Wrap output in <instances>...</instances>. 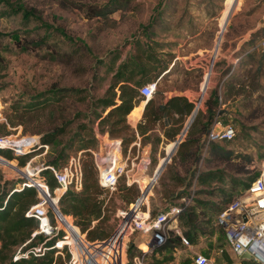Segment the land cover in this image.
Wrapping results in <instances>:
<instances>
[{
    "label": "rangeland",
    "instance_id": "obj_1",
    "mask_svg": "<svg viewBox=\"0 0 264 264\" xmlns=\"http://www.w3.org/2000/svg\"><path fill=\"white\" fill-rule=\"evenodd\" d=\"M63 1L93 4L105 0H0V135L47 133L60 125L66 129L60 136L59 146H62L87 125L94 128L98 137L97 145L90 149L98 151L102 143L115 138L110 136L108 127L103 132L99 123L92 121L97 100L105 95L112 82V71L101 61H107L112 51L124 50L126 54L141 42L143 47H152L159 56L171 60V71L158 84L145 89L147 97L160 89L167 97L185 94L204 104L213 89L222 83L219 87L225 101L222 125H232L236 136L220 142L233 156L219 165L228 176L242 182L259 172L264 160V58H261L264 0H130L129 8L112 14L108 20L89 19L85 8L66 7ZM9 3L33 8L37 17L25 20L21 14L8 15ZM153 24L151 31L155 33L149 37L145 28ZM255 49V56H250ZM237 54H240L239 59L235 58ZM230 65L238 73L233 81L240 79L245 88L243 95L227 99L224 93L227 82L222 76ZM54 90L65 95L48 109H25L26 104ZM165 149L164 154L149 148L124 154L123 147L124 159L129 156V172L119 183L138 184L139 196L141 189L147 190V196L152 192L151 210L155 203L158 207L165 204L159 193L163 183H171L172 174L185 175L179 162L173 161L175 152L155 181V172L171 154L173 146L168 154L167 147ZM52 150L50 146L46 153L43 149L32 152L24 165L17 158H7L19 167L0 166L5 177L15 184L9 188L13 189L22 180L21 172L31 174L25 169L29 161L32 166L41 165L54 156ZM88 151L95 163V155ZM73 156L80 158L83 170V152H72L69 159ZM196 190L198 193L202 188ZM242 191L244 188L239 184L236 196L244 193ZM117 197V210L129 206L119 194ZM198 198L200 203L211 196L202 194ZM117 210L109 222L111 233L120 222ZM217 214L208 211L199 219L191 247L187 244L173 252L154 250L148 264L155 260L168 261L164 264H196L195 256L200 253L212 257L215 264H253L239 260L230 250L224 231L217 223ZM67 216L80 230V237L86 238L87 234L82 232L75 218ZM160 230L178 235V232L185 234L188 226L179 217L168 226L161 224ZM138 236L139 233H135L132 242L137 241ZM73 238L70 247L76 264H83L80 238L75 235ZM134 252L133 248L131 254Z\"/></svg>",
    "mask_w": 264,
    "mask_h": 264
},
{
    "label": "trees",
    "instance_id": "obj_2",
    "mask_svg": "<svg viewBox=\"0 0 264 264\" xmlns=\"http://www.w3.org/2000/svg\"><path fill=\"white\" fill-rule=\"evenodd\" d=\"M63 5L85 8L89 19L108 20L112 14L129 8L130 0H105L93 4L76 1L66 4L63 1ZM8 6L9 11L6 12L8 15L21 14L25 20L37 17L33 8L29 9L17 3H9ZM154 26L153 24L145 28V34L149 37L155 33L151 31ZM60 32L65 34L63 30ZM143 45L138 42L133 50L126 54L124 50L112 51L107 56V61H101L105 62L112 71V82L105 95L97 100V108L93 110L94 120L92 121H97L103 132L108 127L107 131L110 136L122 140L124 154L132 150L137 152V145L144 146L148 143L152 144V152H159L162 144L164 149L160 152L164 154L167 145L176 142L186 130L185 137L179 143L173 156V161L176 164L179 162L185 175L181 177L177 176V173L172 174L171 183H163L159 193L165 204L159 207L158 204H153L150 212L152 217H155L175 206L180 207L181 212L177 220L180 217L187 224L188 231L182 235L191 241L196 236L198 229L196 223L201 222L199 219L204 217L208 211L219 214L234 203L241 194L236 196L237 186L241 184L244 188L242 192H245L258 177L259 172L250 176L246 182H242L237 177L228 176L219 165V162L230 160L233 156V152L220 143L230 140L209 139L215 120H221L224 114L225 101L219 89L222 83L213 89L204 104L202 101L199 104L200 101L191 99L185 94H176L165 99L166 96L160 89L155 90L152 97L147 99L143 89L148 85L158 84L171 71V60H165L158 55L157 50L149 46L143 47ZM261 51L263 59L264 47ZM256 53L255 49L250 56H255ZM239 55L237 54L235 58L239 59ZM258 67H261V64ZM237 76L238 73L233 71L231 65L223 70L222 78H225L224 81L227 82L224 89L227 99L236 98L244 93L243 82L240 79L233 81ZM63 95L65 94L62 91L55 90L44 93L40 95L42 98L24 107L28 110L48 109L54 101H60ZM143 101H146L143 116L137 126L133 127L128 116ZM12 123L15 124V122ZM65 130L64 126L58 125L50 132L38 131L33 135L39 136L41 144H48L53 148L51 153L54 156L45 162L46 165L62 167L68 162L72 152H83L82 189L78 192L69 189L59 201L60 210L63 214L75 218L82 232L87 234V240L90 242L105 240L111 235L109 222L118 207L117 194L125 200L127 205H130L139 196L140 188L138 184H126L123 181L119 183L117 193H112L101 186L96 165L88 151L98 143L94 128L84 125L64 145L59 146L62 143L60 136ZM38 150L42 149L35 148L24 155H14L9 150H0V155L10 160L17 158L20 164L24 165L26 158ZM204 167L210 170L203 171ZM43 175L46 176L51 189L57 187L56 178L48 168L43 170ZM14 185L0 169V264H69L72 253L68 246L56 247L55 245L58 240L63 239L62 230L51 237L42 234L34 235L38 228V221L33 216H27L26 212L40 201L36 188L27 187L11 194L12 189L9 187ZM199 188L202 190L197 193L196 189ZM202 194L210 195L211 198L199 203L197 199ZM8 196L5 205L4 202ZM188 198L191 199L190 202H186L185 199ZM51 219L55 223L53 215ZM95 221L97 223L94 224ZM41 245L46 247V251L34 254L32 250ZM182 246L185 244L180 235H169L166 241L157 248V252H173ZM18 250L21 251L19 255ZM167 262L155 260L152 264Z\"/></svg>",
    "mask_w": 264,
    "mask_h": 264
},
{
    "label": "built area",
    "instance_id": "obj_3",
    "mask_svg": "<svg viewBox=\"0 0 264 264\" xmlns=\"http://www.w3.org/2000/svg\"><path fill=\"white\" fill-rule=\"evenodd\" d=\"M148 86L143 89L145 95V89ZM149 98L147 97V99ZM235 136L236 130L232 125H222V121L216 119L209 139L232 140ZM35 148H41L46 153L50 146L41 144L37 135H0V150H9L14 155H24ZM89 150L95 155L100 185L111 192L116 191L121 178L129 172L127 170L129 156L127 155L126 159L123 157L122 140L112 138L102 143L98 151ZM10 162L5 156L0 155V166H11ZM14 165L12 167L19 169L17 164ZM47 168L56 178L58 185L54 189L50 188L46 176L43 175V170ZM25 169L31 171V174L29 173L28 176L21 172L22 180L11 190V194L27 187L37 189L40 201L26 212L27 216H33L38 221V228L34 235L42 234L51 237L62 230L64 232L63 239L58 240L55 245L56 247L68 246L72 253L69 264L77 263L75 253L70 247L75 233L80 238L82 252L80 257L83 264H148L151 253L158 250L157 248L170 235L160 230L161 224L168 226L170 221L177 220V216L181 212V208L175 206L167 212L152 217L149 207V198L152 192L147 196V190L141 189V195L134 203L117 210L120 222L111 235L105 240L90 242L84 236L80 237V230L79 232L72 231L70 227L74 226L65 225L69 216L63 214L53 203L59 202L69 189L77 192L82 189L84 175L80 158L73 156L62 167L46 165L45 163L32 166L31 161H29L25 165ZM43 190L46 191V194L43 193ZM8 198L9 196L4 202L5 205ZM185 200L186 202L191 201L190 198ZM52 215L55 223L52 222ZM217 223L224 231L228 245L238 259L264 264V160L259 168L258 177L244 193L237 197L234 203L217 215ZM135 233H139V236L138 240L135 241V252L131 254V252L128 253V248L133 243L131 238ZM178 235L182 237L186 246L187 244L190 245V241L180 232ZM45 251L46 247L42 245L32 250L34 254ZM244 253H249L251 258H242ZM19 254H21L20 250H18ZM195 263L215 264L212 257L201 253L195 256Z\"/></svg>",
    "mask_w": 264,
    "mask_h": 264
},
{
    "label": "crops",
    "instance_id": "obj_4",
    "mask_svg": "<svg viewBox=\"0 0 264 264\" xmlns=\"http://www.w3.org/2000/svg\"><path fill=\"white\" fill-rule=\"evenodd\" d=\"M170 97H172V96H170ZM170 97H165V99H169ZM143 103V102H142ZM142 103H140V105L139 106H137L130 114H129V116H128V119H129V122H130V124L133 126V127H136L137 126V124H138V122L140 121V119L142 118V116H143V112H144V108H145V105H142ZM146 104V103H145ZM135 111H137V114L136 115H134L133 116V113L135 112ZM140 140H141V137H140ZM138 146V148L136 149L137 151H139V149H141V148H149V150L150 151H152V144L151 143H148V144H146V145H144V146H140V144L139 145H137ZM170 146H174V144L173 143H170V144H168L167 145V154H168V152H169V148H170ZM162 149H164V146L161 144L160 145V147H159V150L161 151ZM173 150V149H172ZM172 150H171V152H172ZM207 170H210V169H208V168H206V167H204L203 168V171H207ZM240 260V259H239Z\"/></svg>",
    "mask_w": 264,
    "mask_h": 264
},
{
    "label": "water",
    "instance_id": "obj_5",
    "mask_svg": "<svg viewBox=\"0 0 264 264\" xmlns=\"http://www.w3.org/2000/svg\"><path fill=\"white\" fill-rule=\"evenodd\" d=\"M208 80H209V76L207 77V81H208ZM206 88H207V86L205 85L204 89L206 90ZM185 134H186V130H185V132L179 137V139H178L176 142L173 143L174 146H173V150H172L171 154H168V155L166 156L165 161L163 162L162 166H161V167L155 172V176H154L155 181L157 180V178L159 177V175L162 173V171H163V169H164L166 163L170 161V159H171V157L173 156V154L177 151V148H178V146H179V143L183 140V137H184ZM21 169L24 170V168H21ZM53 203H54V205H55L58 209H60L59 202H53ZM135 245H136L135 242H133V243L131 244V246L128 248V253H130V252L132 251V249L135 247ZM241 257H242V258H248V259L251 258V256H250L249 253H244Z\"/></svg>",
    "mask_w": 264,
    "mask_h": 264
},
{
    "label": "bare ground",
    "instance_id": "obj_6",
    "mask_svg": "<svg viewBox=\"0 0 264 264\" xmlns=\"http://www.w3.org/2000/svg\"><path fill=\"white\" fill-rule=\"evenodd\" d=\"M145 103H146V101H144L143 103H142V105H145ZM137 114V111H135L134 113H133V116L134 115H136ZM11 166H15L14 164L15 163H13V162H10L9 163ZM15 169V168H14ZM43 193L44 194H46V191L45 190H43ZM67 223L65 222V225H72V226H74V227H70L71 228V230L72 231H77V232H79V229L77 228V226L75 227V225L73 224V222H72V220L69 218V217H67ZM75 236H77V234L75 233ZM227 243H228V240H227ZM192 246V243H191V245L190 246H188V247H191ZM230 248V247H229ZM230 250H231V248H230ZM232 251V250H231ZM243 261H248V262H251V261H249V260H243ZM253 264H256V263H254V262H252Z\"/></svg>",
    "mask_w": 264,
    "mask_h": 264
}]
</instances>
